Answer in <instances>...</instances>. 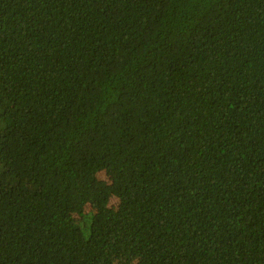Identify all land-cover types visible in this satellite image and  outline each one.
<instances>
[{
  "label": "trees",
  "instance_id": "1",
  "mask_svg": "<svg viewBox=\"0 0 264 264\" xmlns=\"http://www.w3.org/2000/svg\"><path fill=\"white\" fill-rule=\"evenodd\" d=\"M0 264H264V0H0Z\"/></svg>",
  "mask_w": 264,
  "mask_h": 264
},
{
  "label": "rangeland",
  "instance_id": "2",
  "mask_svg": "<svg viewBox=\"0 0 264 264\" xmlns=\"http://www.w3.org/2000/svg\"><path fill=\"white\" fill-rule=\"evenodd\" d=\"M128 144L125 140H120L117 142L115 149L113 150L111 157L108 162L96 163L90 166V173L103 177L108 170H122L129 164V159L126 154ZM100 191L99 188L92 190L90 195V200L92 202L96 201Z\"/></svg>",
  "mask_w": 264,
  "mask_h": 264
}]
</instances>
